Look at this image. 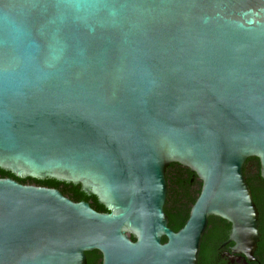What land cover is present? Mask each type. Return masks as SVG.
<instances>
[{
    "label": "water",
    "instance_id": "water-1",
    "mask_svg": "<svg viewBox=\"0 0 264 264\" xmlns=\"http://www.w3.org/2000/svg\"><path fill=\"white\" fill-rule=\"evenodd\" d=\"M252 158L264 180V0H0V170L107 211L0 178V264H198L211 217L253 262ZM171 164L201 182L178 232Z\"/></svg>",
    "mask_w": 264,
    "mask_h": 264
},
{
    "label": "trees",
    "instance_id": "trees-1",
    "mask_svg": "<svg viewBox=\"0 0 264 264\" xmlns=\"http://www.w3.org/2000/svg\"><path fill=\"white\" fill-rule=\"evenodd\" d=\"M179 167L177 164L169 165L168 169L166 170V181L169 183L170 176L174 174L176 170L173 168ZM189 171L187 170V173ZM243 175L246 179V183L248 184L253 202L258 211V223H259V232H260V240L257 245V250L254 254V257L260 264H264V180L260 177V165L258 159L252 158L248 159L243 167ZM0 178H9L22 185H35L39 187H45L49 189H55L63 192L65 196H67L71 201L77 203L79 201H83L89 204V206L98 213H107L105 208L98 204L97 200L93 196H87L80 191L79 186H73L69 184H64L60 182H56L53 180H46V181H35L32 179H17L10 173L4 172L0 170ZM174 193L177 194V192ZM196 200H193L192 205L195 203ZM177 203V202H176ZM175 205V202L173 203ZM166 217L168 218V228L173 232H178L184 226L185 222L189 216V209H185L183 207L176 208L175 212L169 211L168 208L163 209ZM211 217L210 219H213ZM224 222V221H223ZM134 241L133 238H131ZM162 244L166 243V238L161 239ZM94 254V255H92ZM210 255V248L209 245L203 244L199 254V264H210L208 261V257ZM87 257H94L93 262L89 264H95L96 260H101L102 256L98 251H93L92 253H87Z\"/></svg>",
    "mask_w": 264,
    "mask_h": 264
},
{
    "label": "flooded vegetation",
    "instance_id": "flooded-vegetation-1",
    "mask_svg": "<svg viewBox=\"0 0 264 264\" xmlns=\"http://www.w3.org/2000/svg\"><path fill=\"white\" fill-rule=\"evenodd\" d=\"M169 167V166H168ZM168 169V168H167ZM166 169V170H167ZM176 170L172 176H170V181L167 183V195L164 208H168L169 211L175 212V209L192 208L193 200H197L200 190L201 182L194 174L188 172L187 169L180 166L173 168ZM166 176V173H165ZM174 190L176 193H174ZM60 192V191H59ZM61 193V192H60ZM65 198L69 199L65 194L61 193ZM70 200V199H69ZM73 202V201H72ZM83 202V201H79ZM77 202V203H79ZM175 202V205L173 204ZM177 202V203H176ZM75 203V202H74ZM189 213V212H188ZM230 233V225L227 222L218 218L208 219L207 229L202 237L200 250L203 244L209 245L210 255L208 261L210 264H260L254 257L253 262H245L244 258L232 254L231 248L234 246L233 243L228 242V237ZM92 253V252H89ZM94 255V254H92ZM86 264L93 262L94 257H87L85 253ZM95 264H101V260H96ZM199 264V259H198Z\"/></svg>",
    "mask_w": 264,
    "mask_h": 264
}]
</instances>
